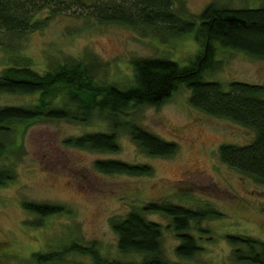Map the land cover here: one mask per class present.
Returning <instances> with one entry per match:
<instances>
[{
    "label": "rangeland",
    "instance_id": "obj_1",
    "mask_svg": "<svg viewBox=\"0 0 264 264\" xmlns=\"http://www.w3.org/2000/svg\"><path fill=\"white\" fill-rule=\"evenodd\" d=\"M70 2L72 0H65ZM183 20L199 17L210 4L227 8L256 9L264 0H172ZM87 0V4L90 5ZM70 12L54 17L46 29L11 42V53L0 57L4 65L29 64L39 73L54 70L72 60L89 64L99 84L127 88L134 83L132 62L136 58H165L181 66L191 64L202 52L195 32L172 36L147 29L102 24L90 11L71 5ZM2 53L0 52V56ZM220 67L208 71L205 79L227 85L232 82L264 85V60L218 46ZM190 91L180 88L163 106L141 107L131 112L132 121L168 142L179 145L172 158L146 155L131 138L119 136L120 152L102 153L66 144L70 138L90 133H110V124L95 119L90 125L66 121L35 122L14 126L18 150L0 158V168L11 167L15 179L0 187V264H35V253L63 251L74 243H96L108 260L137 261L123 255L111 221L125 217L147 204L174 203L192 209L215 210L216 219L202 224L208 233H192L201 252L194 259H181L175 249L179 241L171 220L161 214L147 218L164 228L166 258L181 264H237L227 236H249L264 241V186L224 164L219 158L222 145H246L254 132L230 120L194 109ZM37 96L0 94V108L30 106ZM99 160H117L148 165L149 176L103 174ZM24 203L64 206L60 215L45 218L28 211ZM62 264H95L90 256L70 253Z\"/></svg>",
    "mask_w": 264,
    "mask_h": 264
},
{
    "label": "trees",
    "instance_id": "obj_2",
    "mask_svg": "<svg viewBox=\"0 0 264 264\" xmlns=\"http://www.w3.org/2000/svg\"><path fill=\"white\" fill-rule=\"evenodd\" d=\"M0 0V57L11 53V42L47 28L54 17L70 12L71 5L90 11L102 24H117L132 29H149L181 36L195 32L202 52L188 66L165 58H136L132 62L134 83L127 87L99 84L93 77L92 62L72 60L54 70L39 73L29 64L4 65L0 70V94L37 96L30 106L0 108V158L8 151L18 150L14 126L44 121H66L90 125L95 119L110 124V133H90L70 138L66 144L79 149L102 153L120 152L119 136L124 133L148 156L172 158L179 150L176 142H168L132 121L133 110L141 107L159 108L186 87L190 105L207 115L230 120L254 132L246 145H222L220 160L255 183L264 186V85L232 82L224 85L208 81L205 74L217 70L218 46L264 60V5L256 9L227 8L208 5L199 17L183 20L174 10L172 0ZM91 64L92 67L89 65ZM15 151V152H16ZM103 174L149 176L148 165H135L117 160H99L95 164ZM15 179L14 169L0 168V187ZM25 208L45 218L65 213L64 206L24 203ZM161 214L171 220L179 245L175 254L181 259H194L202 248L192 233L206 235L202 227L220 213L192 209L164 202L147 204L125 217L114 218L111 226L118 236L121 254L136 255L137 261L104 259L96 243L82 246L74 243L63 251L35 253V264H62L67 256H90L95 264H181L169 261L163 250L164 228L147 218ZM234 248L232 258L237 264H264V241L249 236H227Z\"/></svg>",
    "mask_w": 264,
    "mask_h": 264
}]
</instances>
